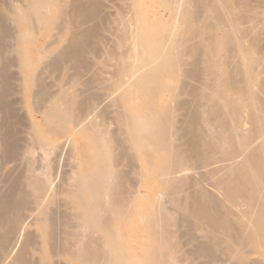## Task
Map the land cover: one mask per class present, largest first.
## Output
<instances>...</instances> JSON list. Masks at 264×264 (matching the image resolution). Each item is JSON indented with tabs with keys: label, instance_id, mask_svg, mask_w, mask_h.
Wrapping results in <instances>:
<instances>
[{
	"label": "bare ground",
	"instance_id": "1",
	"mask_svg": "<svg viewBox=\"0 0 264 264\" xmlns=\"http://www.w3.org/2000/svg\"><path fill=\"white\" fill-rule=\"evenodd\" d=\"M61 1L64 0H29V7L36 13V16L38 15L37 21L51 27L54 26L53 24L58 20V16L62 14V10L64 9L60 5ZM251 1L253 0H184L180 6L183 8L182 16L178 19V22L180 25H183L184 28L182 26V31L180 28V32H173V30H175L172 29L173 23L176 24L177 22V14L173 13V10L177 11L175 8L179 7L180 1L162 0V4L168 6L167 8L171 10L169 17L173 19H170L172 23H170V21V24L168 23L170 27L167 26L168 24L166 26L161 24L162 27L160 28L159 26L160 29L156 31V38L154 37L152 39L151 36L143 30L140 32V27L135 25L137 20H139V14L136 15V22L135 19H133L135 22L134 25L136 26L135 28H137H133L136 34V37L133 36L136 39L134 43L136 46L133 48L131 47V49L127 47V50H134V53L129 51L131 53V55H129L130 53L127 51L123 54L122 59L120 56L121 61L118 62V60L117 65L112 63L113 67H115V75H117V81L115 80L116 85H113L115 88H119V86L123 84L126 87L127 80H125V77L130 76L131 81L132 77H134V81L130 82L132 84L135 82V84L137 83V85L139 84L141 86V88L139 85L137 86L139 89L135 87L140 94H144V97L146 96V99L148 97L150 98L148 100L152 99L150 97L153 91L151 90V86H154V88H152L154 90L156 86H159L162 93L172 97L171 104L166 106L150 105V107L148 104H154L153 102H155V99L153 102L151 100L150 103H148V101H145L146 99L139 95L140 98L142 97V101L148 103L144 104L143 111L127 112L128 114L125 116L122 115L124 119L121 116V119H123V131L126 133L125 137H127L126 140H128L131 145L130 147H133L137 153L143 150L149 152L156 151L154 163H151L152 165L149 164V171L153 175H156L157 179L164 187V191L161 194L162 197L164 196V199L167 198L168 201L171 202L170 204H173V207H177L179 211H181L180 208L175 205H179L183 208L186 205L187 208L191 207V214L196 220L195 223L197 219L199 221V223H197L198 226L195 225L196 227H194V229L198 227L200 231V228H204L202 231L205 230L204 232L207 234L209 230L213 232V243L219 246V248L216 245H213V247H217L221 256L223 255L224 260L222 263H224V261H229L230 264H264V53L259 44L261 41V29L259 31L258 28L257 12L259 10L257 11L256 9L258 5ZM16 19L18 20L19 18ZM21 21H24L22 15L20 16V22ZM26 33L27 32H25V34ZM125 33L122 34L123 36L119 37L122 39V43L127 42L125 39L128 35L125 36ZM130 46H133V44ZM124 49L126 50V48ZM120 55H122V52ZM127 58L129 60L134 58L135 63L128 62ZM188 58H192L190 63L188 62ZM200 59H202V68L199 64ZM186 65H190L189 68L187 67L186 69ZM145 67H147L146 70ZM180 75L185 76V78L194 75L198 77L200 75L201 82H198L200 84V89L195 90V98L193 99L192 97L193 100L191 99V102L194 103L193 101L196 100V102H200L202 106L198 103H194L195 105L193 106L192 103L183 100L184 103L182 102L181 104L183 106H178L181 100L177 98L179 101H176V97L180 95V86L185 87L186 85L185 83V85L182 86L183 83L181 81L182 85H179ZM158 76L178 79L179 86H169L161 82H158V84ZM131 83H129V86H127L128 88H126L125 93L127 95L131 93L127 91L131 88ZM149 86L151 91L147 89ZM175 90H177V92ZM193 90L188 91L193 94L195 92ZM148 91L151 93L148 94ZM182 91L184 92V90ZM123 93H121L122 97L124 96ZM153 94L154 93H152V95ZM127 95L124 97L126 98ZM129 95L127 97H129ZM186 95L188 96V93ZM70 101L71 100L64 98L62 102L64 103L62 104L63 106L58 105V107L56 104L50 107L51 110L46 114L48 118H45L48 120L49 118H56L60 123H64L63 121L70 120L72 117L74 122H76V116L75 119L73 117L75 112H73V109L70 107ZM175 101L178 102L177 105H174V103L172 105V102ZM119 102L121 103V101ZM130 102L133 103V101ZM132 103L129 104L132 106ZM168 103H170V101H168ZM203 104H205V106ZM181 108L186 113V118H188L183 125L184 130L182 129V131H194L196 121L198 122L196 125L197 130H199L201 126L199 132L194 131L199 136H197V138H191L192 144H190L189 141V145L192 146L191 150L189 145L188 150H184L179 143L178 145L173 144L174 142L172 143V140L176 139V137L179 138L181 135V132H179L178 135L180 128L178 129L176 127L178 120H175L176 115H178L176 111L182 110ZM245 125H248V127L246 128ZM87 137L93 144V157L91 162L88 160V165L85 164L87 165V169L86 166L84 167L86 173L84 171L78 173V181L76 185H74V189L68 194L70 195L71 201L77 206L75 213L77 214L78 222H80L78 225L79 229L77 228V230H74V239L76 241L74 245L75 249L67 250L68 248H65L67 251H62L65 252L64 255L75 263L77 262L80 264H182L184 259L178 258V255L176 256L175 254L179 245L175 239L176 232L173 230V226L175 228L176 225L174 215L172 216V213L170 214L165 211L163 203L157 200L159 199L158 195L155 196L157 198L155 201L157 202L150 205V211L147 212L134 203L137 192L130 190V193L133 194H131L130 197V195H126L127 193L125 194L121 189L117 190L121 182V177L114 163V161L116 162L114 148H112L114 146H112L114 140H110L108 133L99 132V130L95 128L88 129ZM33 138L35 140V137ZM47 140L40 135V137H36L35 141L37 143L39 142V145L43 148L46 146L48 148L49 141ZM50 147L51 146H49V148ZM218 162H224L225 164H219V166L222 165L220 166L221 168L219 166L216 167L215 164ZM205 163H214V167L219 168V171H217L218 173L220 172L219 177L214 175L217 179L215 184H217L218 188L216 186L213 188L216 187V189L223 190H219L223 193L221 202L215 200L216 198L218 200L220 199L218 194L221 192L218 190H216L219 192L217 195L215 192V194H211L212 196H218L216 198L214 196L215 199H213L212 196L206 198V196L199 195L198 197L197 194L204 190L202 189L204 186L200 188L197 194H192V196L190 194L192 200H194V197H197L193 203L187 199L188 195L186 196L183 194L185 192V185L187 184L184 179L186 177L183 179L178 178L180 176L178 172H183L187 168H193L195 165L197 166V164H204L203 166L207 167L208 164L205 165ZM213 171H208V173L212 174ZM199 178H202V175ZM29 183L30 185L28 186H31V188L33 187L37 192H42V190L46 191V189H44L46 185L42 179L33 178L31 180L30 178L28 184ZM219 185L221 187H219ZM209 190L211 191L212 188ZM182 191L183 196L186 197L182 195H180L181 197L179 196V193ZM210 191L209 193L213 190ZM219 195L221 196V194ZM40 196L44 198V196ZM180 199L183 200V202L181 200L182 203ZM1 206H3V204ZM1 206L0 216L2 217V215H4V210H2L3 207ZM39 206V213L45 216L46 207L48 206H44V204H40ZM5 207L4 209H6ZM130 217L136 218L141 223H144L148 234L143 245L140 247V255H136L132 250H129V252L125 254L123 253V248H120L119 245V241L120 239L122 240V238H120L118 234L119 230L116 227V223L118 221L124 222ZM195 223L192 224L194 225ZM40 226L41 229L45 228L44 224ZM98 233H105V235L107 233L108 241L111 246L109 250L100 251L99 249L101 246L100 248L96 246L97 242L93 241V238L95 234ZM83 238L89 239V242L81 244L80 241ZM46 240L48 239L46 238ZM1 242L3 241L1 240ZM123 244L124 243H122V245ZM106 245L109 246L107 243L104 246ZM198 246L199 250L205 249L202 250L204 253L206 250L207 252H211L213 249L212 247V249L209 250L206 243H200ZM210 254L216 257L214 252ZM23 256L26 255L20 253L14 264H25L26 261H22L24 258ZM44 258L45 262L42 264H49V257L47 256ZM216 259L214 258L212 260L215 261ZM210 262L208 261V263ZM215 263L216 262L210 264Z\"/></svg>",
	"mask_w": 264,
	"mask_h": 264
},
{
	"label": "rangeland",
	"instance_id": "2",
	"mask_svg": "<svg viewBox=\"0 0 264 264\" xmlns=\"http://www.w3.org/2000/svg\"><path fill=\"white\" fill-rule=\"evenodd\" d=\"M179 1V7H173L177 9V11L172 9L173 13L177 14V22L182 16L183 8L180 6L184 0ZM251 2L258 5V7L255 6L257 11H261L257 12V19L259 31L261 29V41L259 44L264 53V1L253 0ZM60 3L61 7L64 9L51 28L37 21L38 15L36 16V13L30 9L29 0H0V206L3 204L1 207H3L2 210H4L3 214L5 215H2V217L0 216V239L3 241L1 242L0 240V244L2 243L0 245V264H14L20 253L26 255L23 256L25 259H22L23 262L26 261L25 264H42L45 262L44 257L47 256L50 259L49 264H80L70 260V258L64 255L65 252L62 251L65 250V248H68L67 250L75 249L74 245L76 241L74 239V230H77L80 222H78L79 220L75 213L77 206L71 201L70 195L68 194L74 189V185H76L78 181V173L82 171L85 172L86 170L84 167L86 166L87 169L88 160L90 162L92 160L93 144L88 139L87 133L88 129L90 130L93 128L99 130V132L108 133L110 140H114L112 143V146L114 145L112 148H114L116 159L114 163L117 172L120 173L122 182H120L121 186L119 185L117 190L121 189L125 194L127 193L126 195H130V197L132 194L130 190L137 192L134 203L147 212L150 211V205L157 202L155 201L157 199L155 196L158 195L159 199L157 200L163 203L165 211L170 214L172 213V216L174 215L176 225L174 224L175 228L173 226V230L176 232L175 239L179 245L175 254L176 256L178 255V258L184 259L182 264H207L208 261H211L210 263L216 262L215 264H230L229 261H224V263H222L224 257L223 255L221 256L217 249L219 246L213 243V232L209 230L210 234H207L204 232L205 230L202 231L204 228H200V231L198 227L194 229V227L198 226L197 223H199V221L197 219L195 223L196 220L191 214V207L187 208L186 205L183 208L179 205H175L180 208L181 211H179L177 207H173L174 205L170 204L171 202H169L167 198H165L166 201L163 198L164 196L162 197L161 194L164 191V187L159 182L156 175H153L149 171V166L154 163L156 151L149 152L143 150L137 153L133 147H130L131 145L128 140H126L127 137H125L126 133L123 131V116L135 111H141L144 104L147 103L145 101L150 103L151 100L153 102L155 99L154 101L156 104L155 102H153L154 104L147 103L148 106H166L171 104L172 97L162 93L159 86H156L157 84L155 85V90L152 89L154 86L152 87L150 85L151 90L154 91H152V93H154L153 95L148 91V94L151 93V96L149 95L152 98L151 100H148L150 99L148 94V98L146 99V96H143L144 94L142 95L138 92L137 88L139 89V87L137 86L139 84L137 85L135 82L133 84L131 83L134 81V77H132V81L130 76L125 77L127 86L131 83V88L127 90L129 93L131 92L130 95L128 94L129 97H127L128 95L125 93L126 88H128L127 86L125 87L123 84L125 89L123 85L119 86V88L113 86L114 84L116 85L117 81V75H115V67H113V64L117 65L123 58V54L127 51L128 53H134V50H132V52L130 49L136 46L134 44L136 39L133 37H136L133 31L137 29L135 27L139 26L140 32L143 30L145 33L149 34L152 39L154 37L156 38V31L162 27L161 24L166 26L169 21L172 23L170 19L173 18L169 17L170 8L168 9V6L163 5L162 0H64ZM20 13L24 20L21 22ZM136 15L139 16L137 22L135 19ZM16 18L19 19L17 20ZM133 19H135L136 24ZM177 22L176 24L173 23L172 29H175L173 32H180V28L181 31L184 28L183 25ZM169 24L167 25L168 27H170ZM25 32L27 33L25 34ZM124 33L125 36L128 35L125 39L127 42L124 40L127 45L129 42L128 46L122 43V39L119 38L123 36L122 34ZM123 44L125 45L122 46ZM132 44L133 46H130ZM127 47L130 49L127 50ZM124 48H126V50ZM121 52L122 55H120ZM131 53L129 55H131ZM116 57L119 58L117 59ZM191 60L192 58H188L189 63ZM201 60L202 59H200V62L198 60V62L202 68ZM127 61L135 63L134 58L131 60L127 58ZM189 66L190 65H186V69L187 67L189 68ZM146 68L147 67H145V70ZM181 76L182 75H180V78L178 76V78L180 79L179 82L181 81L183 85L181 82L179 84L178 79L175 78L158 76L157 79V83L161 82L169 86H177L178 84L184 86L186 83L185 87L180 86V97L178 95L176 97L175 95L176 101L178 100L177 98L181 100H178L180 102L178 106H183L181 105L183 101L192 103L191 99L192 97L193 99L195 98V90L200 89V84L198 82H201L200 75L198 77L197 75H194L195 77L190 76L189 78H185V76L181 78ZM150 86L147 88L148 90H150ZM177 90L175 91L177 92ZM182 90H184V92ZM188 90H193L195 92L192 94ZM121 93H123L124 96L127 95V99L124 96L122 97ZM136 93H139L138 96ZM187 93L188 96L186 95ZM139 95L146 100L142 101L143 99L142 97L140 98ZM64 98L71 100L70 107L73 109V112H75L73 117L75 119L76 116V122H74L72 117L70 120L63 121L64 123H60L56 118H49L48 120V115L46 114L51 110L50 107L56 104L57 106H63L62 104L64 103L62 102ZM129 100L133 101V103ZM119 101H121V103ZM168 101H170V103H168ZM175 102H172V105L173 103L177 105L178 102ZM193 102L195 104H200V102H196V100ZM129 103H132V106ZM194 103H192L193 106L195 105ZM203 105L205 106V104ZM200 106H202V104H200ZM176 113L179 115V117L176 115L175 118V120H178L176 127L178 129L180 128L178 135L179 132H181V135L179 138L176 137V139L172 140V143L174 142L173 144L175 145L179 143L184 150H188L190 146L191 150L192 146L189 145V141L190 144H192V139L199 136L195 132H199L201 126L199 130H197L196 125L198 122L196 121V129L194 128L195 132L182 131V129L184 130L183 125L188 118H186V113L183 109L176 111ZM121 116L123 119H121ZM245 127L247 128L248 125H245ZM40 135L42 138L48 139L47 141H49L50 148L49 146L48 148L47 146L43 148L39 145V142L37 143L35 141L36 137H40ZM33 137H35V140ZM210 163H207V167H204V164H197L198 167L196 165L194 166L195 168L192 166L193 168H190L191 170L187 168L183 172H178L181 176L178 175V178L183 179L186 177L184 179L187 183L185 185V192L183 193V190L180 192L181 194L179 193V196H183V194L186 196L188 195L187 199L193 203L197 197H194V200H192V194H197L203 186L204 188L202 189L204 190L201 189L202 191L197 194L198 197L199 195H203L209 198L212 196V193L215 192L217 195V193L223 191L221 189H216L217 184L215 183L217 179L214 175L219 177L220 172H217L219 168L216 167L221 163H223L222 165L225 163L218 162V165L215 164L216 167H214V163ZM207 164L205 163V165ZM209 164L214 168L212 167V169ZM210 168L212 171L217 169L212 172V174L215 172L213 175L208 173V171L211 172ZM201 175L202 178H199ZM30 178L31 180L33 178L42 179L46 185L44 187L46 191L42 190L44 193L37 192L33 187H29L28 185H30V183L28 184V182H30ZM214 186L216 187L213 188ZM219 187L221 186L219 185ZM210 188H212V192L209 190ZM216 190L221 191L217 192ZM209 191L211 193H209ZM219 194H221V196ZM219 194V200L216 198L218 196L214 195L216 199L212 196L217 202H221V198H223V193L221 192ZM40 195L44 196V198L42 197V199ZM182 199H180V202ZM40 204L48 206L46 207L45 216L38 211ZM4 207L6 209H4ZM52 212L55 213V216ZM119 222L120 221L116 223V227L119 230L118 234L120 238H122V240L120 239L119 241V245L120 248H123V253L127 254L129 250H132L136 255H140V247L143 245L148 235L145 224L132 217L124 222ZM192 223L195 224L193 225ZM41 224L45 225L44 229L40 228ZM46 238L48 240H46ZM93 241L97 242L96 246L98 248L101 246L99 249L100 251L109 250L111 248L107 233L106 235L105 233L95 234ZM88 242L89 239L86 238L80 241L81 244ZM106 243L109 246H104ZM122 243L124 244L122 245ZM200 243H206L209 250L212 249L213 245L217 247L214 246L211 252H207L206 250L204 253L202 250L205 249L201 248L202 250H199L198 245H200ZM213 252L216 257L210 254H213ZM214 258L217 259L213 261L212 259Z\"/></svg>",
	"mask_w": 264,
	"mask_h": 264
}]
</instances>
